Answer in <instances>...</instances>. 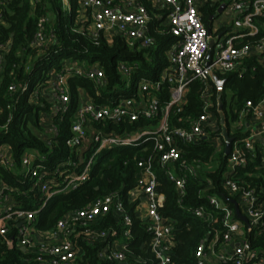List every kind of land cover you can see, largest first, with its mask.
<instances>
[{"label":"built area","instance_id":"obj_1","mask_svg":"<svg viewBox=\"0 0 264 264\" xmlns=\"http://www.w3.org/2000/svg\"><path fill=\"white\" fill-rule=\"evenodd\" d=\"M63 2L65 4L67 0ZM207 4L215 10L209 14V23L205 24L201 9ZM221 5L224 7L218 13ZM151 6L165 9L164 28L160 33L173 38L165 52L167 65L164 70L152 73L151 77L142 76L133 85L132 71L137 66L118 63L125 85L129 82V89L121 91L128 96H119L116 100L108 98L95 104L85 93L86 97L78 102L74 112L70 136L64 142L74 151L67 162L57 164L49 172L44 165V156L33 152L22 156V173L40 193L34 208L16 204L10 194L11 188L0 183V244L7 249L18 248L29 255V264H74L82 253L80 239L88 244L100 242L99 260L107 264H130L128 242L132 238L133 221L119 193L96 198L86 208L67 213L49 232L33 228L35 216L45 209L53 195L69 188L74 190L88 180L95 156L104 151L133 147L146 151L148 141L152 144V154L136 162V183L127 192L126 201L136 202L135 216L142 220L146 218V230L151 235L148 248L155 264H171L169 252L172 247L171 223L159 212L164 205V195L159 190L155 166L174 186L178 204L185 197L189 178L205 179L203 193L211 187L207 177L212 171L211 165L183 155L185 148L204 142H209L216 154L222 149L224 153L223 127L219 128L214 109L220 114L221 121L220 96L225 83L217 85L215 79L225 80L227 75L241 76L247 69L253 70V64L245 67L249 60L264 66V0H151ZM80 7L90 17L87 30L92 38L100 34L106 39L120 37L138 51L155 50V45L159 47L158 41L151 36V17L136 0H81ZM223 13L231 17L229 29L215 20ZM47 20L46 16H41L37 22L33 45L38 49H42L48 40L44 34ZM210 42H214V46L208 60ZM64 63L59 71L52 69L49 80L40 88L49 104L51 119L69 110L72 98L68 80L72 76L84 77L96 88L106 84L104 73L97 65L82 67ZM192 83L199 84L201 112L196 117H180L174 122L173 117L183 111L186 93ZM164 87L167 88L165 97ZM26 90L27 86L22 92ZM51 121V136H57L58 131ZM107 123L118 127L125 123L137 125L131 130L124 126L118 134L113 130L104 131ZM251 124L256 125L255 129H250ZM231 129L249 131V135L242 140L231 137L230 153L224 154L227 162L221 185L246 222L237 218L233 204L230 208L217 195H203L202 198L219 211L220 216L219 219L214 217L201 205L192 210L197 218L218 222L217 228L212 229V237L202 239L196 247V264H264V249L253 247L249 239L256 228L264 226V200L254 188H247L234 179L237 170L245 167L248 152L254 156L260 149V162L264 167V97L255 105L246 102ZM46 142L49 146L48 140ZM77 153L85 155L86 160L78 162ZM0 165L13 167L10 153L3 148L0 149ZM110 213L116 225L95 227Z\"/></svg>","mask_w":264,"mask_h":264},{"label":"trees","instance_id":"obj_2","mask_svg":"<svg viewBox=\"0 0 264 264\" xmlns=\"http://www.w3.org/2000/svg\"><path fill=\"white\" fill-rule=\"evenodd\" d=\"M80 2L81 0H67L66 6L63 0H0V149L7 148L13 162V167L0 165V183L10 187V194L16 204L26 208L32 209L36 206L40 193L33 187L28 177L18 173L21 169V158L26 152L34 151L45 157L44 165L51 172L54 166L67 162V159L72 157L74 151L67 148L64 142L70 136L69 127L79 102V91L81 93L84 91L95 104H101L108 98L116 100L119 96H128L123 91L117 93L119 88L123 89L125 86V78L117 68L118 63H127L133 68L134 65L137 66L132 71L133 85L142 76L151 77L152 73L147 72L151 63L157 65L153 74H157L167 65L165 52L173 38L160 33L164 28L165 9H154L151 0H136L147 9L151 17L149 22L151 36L159 43L156 50L138 51L120 37L106 39L100 34L94 39L88 35L87 26L91 20H80ZM214 10L215 7L208 4L201 9L205 24L209 14ZM41 16L48 18L44 24V34L48 40L42 49H38L33 45V41ZM87 16L90 18L88 12ZM65 60L72 63L82 62L88 66L97 65L104 73L106 84L96 88L84 77L69 78L71 105L66 113L53 117L51 122L58 132L57 136H50L48 146L47 142L39 139L32 129H40V112L49 114V104L44 99L39 101L33 92H40L41 85L48 79V71L50 69L59 71ZM252 64L254 69H247L241 76L231 74L225 77L224 91L220 96V113L224 118V126H221L220 114L214 109L219 128L225 127L229 136L235 140L244 139L249 135V131L232 130L231 123L236 120L246 102L250 101L255 105L264 97V66L249 60L245 67ZM11 86L15 88L13 91L9 89ZM25 86L28 90L22 92ZM198 90V83L189 86L183 111L173 117L174 122L180 117L199 115L201 101ZM97 92L100 94L97 95ZM166 92L167 88L164 87V97ZM136 125L125 123L118 127L107 123L104 131L113 130L119 134L124 126L131 130ZM98 126L101 128V125ZM147 145L146 151H142L141 147L104 151L103 161L91 170L88 180L74 190L53 195L45 209L37 213L33 223L34 230L49 232L67 213L86 208L96 198L119 193L125 200V207L133 221L130 228L132 238L128 242L129 263L155 264L148 248L151 235L146 230V222L135 216L136 202L126 201L127 192L136 183V162L152 154L151 142L148 141ZM183 156L197 158L211 165L212 171L207 175L211 187L203 193L207 183L205 179L189 178L185 197L182 203L178 204L174 186L155 166L159 190L164 195V205L159 212L163 219L171 223L172 247L169 252L171 264H196L194 258L196 247L202 239L212 237V229L217 228L218 222L197 218L192 210L201 205L219 219V211L212 208L202 198L203 195H217L230 208H233V205L221 185V175L227 162L223 149L216 154L211 144L204 142L185 148ZM260 158V149L254 156L248 152L245 167L237 170L234 179L247 188H254L264 200V167L261 166ZM111 225L116 224L110 213L95 227L105 228ZM249 239L253 247L264 249V226L256 228ZM79 243L82 253L74 264H107L97 257V252L101 248L100 242L88 244L80 239ZM29 258V255L18 248L7 249L0 244V264H29Z\"/></svg>","mask_w":264,"mask_h":264},{"label":"rangeland","instance_id":"obj_3","mask_svg":"<svg viewBox=\"0 0 264 264\" xmlns=\"http://www.w3.org/2000/svg\"><path fill=\"white\" fill-rule=\"evenodd\" d=\"M65 4H66V6H67V2H65ZM86 19H90V18H88V16H86V14H85V16L83 17V18H81L80 20H86ZM215 20L217 21V22H219L220 24H221V26L222 27H225V28H227V29H229V28H231V26H232V23H231V17H227V16H225V14L223 13V14H221V15H218L216 18H215ZM156 48H157V45H155V46H153V49H155L156 50ZM71 61L70 60H65V65L66 66H69V65H71ZM75 64H76V66H82V67H86V66H88V65H86V64H83L82 62H80V63H78V62H74ZM63 64V65H64ZM157 68V65L155 64V63H151L150 64V67H148L147 68V72L148 73H153V71L155 70ZM162 70H164V67H162ZM48 78H49V75H48ZM49 80V79H48ZM129 82L127 81L126 82V85L123 87V89L122 88H119V91H121V90H128L129 89ZM36 92V91H35ZM120 93V92H119ZM44 94V91H42L41 90V92L39 93V91L37 92V93H33V95H35L36 96V98H38V100L40 101L41 99H44L45 98V96L43 95ZM82 99H84V97H83V95H82V93H81V91H79V93H78V100H79V102L82 100ZM45 100V99H44ZM45 103H47L46 101H44ZM39 117H40V123H39V125H40V129L39 130H35V129H32V131L37 135V137L39 138V139H41L42 141H44V142H46L47 140H49V138H50V136H51V130L48 132V128H47V126L50 124L49 122L52 120L50 117H49V115H48V113L46 114V113H43V112H40V115H39ZM46 120V123L44 122ZM231 125H233V123H231ZM255 127H256V125H254V124H251V126H250V129H255ZM85 149V146H83L82 147V150H84ZM31 152H33L34 154H37L36 152H34V151H31ZM86 160V156L85 155H81V154H79V153H77V161L78 162H83V161H85ZM101 161H103V157H102V154H99V155H97V156H95V158H94V160H93V165H92V169L95 167V165L98 163V162H101ZM23 172V168H21L20 170H19V172L18 173H22ZM60 173H62V172H60ZM62 180H60V182H61ZM66 192H68V191H70V188L69 189H67V190H65ZM64 191V192H65ZM241 210H242V208H241ZM243 211V210H242Z\"/></svg>","mask_w":264,"mask_h":264},{"label":"water","instance_id":"obj_4","mask_svg":"<svg viewBox=\"0 0 264 264\" xmlns=\"http://www.w3.org/2000/svg\"><path fill=\"white\" fill-rule=\"evenodd\" d=\"M224 5H221L218 9V13H220L223 9ZM212 19V18H211ZM210 19V20H211ZM214 46V42H210L209 44V51L207 54V59L209 60L212 54V49ZM215 83L217 85H223L225 83V80H219L218 78L215 79ZM221 123L224 124V118L222 117ZM223 140H224V154L227 156L230 153L231 145H232V138L229 136L228 131L225 127H223ZM234 205L235 213L238 219L242 220L243 222H246V219L240 215L239 210L237 208V205L235 204L234 201L231 202ZM143 221H146V218L143 219Z\"/></svg>","mask_w":264,"mask_h":264},{"label":"crops","instance_id":"obj_5","mask_svg":"<svg viewBox=\"0 0 264 264\" xmlns=\"http://www.w3.org/2000/svg\"><path fill=\"white\" fill-rule=\"evenodd\" d=\"M85 14H86L85 12H83L82 10H80V17H79V18H80V19L83 18V17L85 16ZM73 64L76 65L74 62H73ZM51 71H52V69H50V70L48 71V75H49V76L51 75V73H53V72H51ZM82 95H83L84 98L86 97V94H85L84 91L82 92ZM44 122L46 123V120H45ZM49 123H50V122H49ZM46 124H47V123H46ZM47 128L49 129V130H48V132H49V131H50L49 125L47 126ZM3 151H5V152H7V153L9 154V151H8L7 148H3Z\"/></svg>","mask_w":264,"mask_h":264},{"label":"flooded vegetation","instance_id":"obj_6","mask_svg":"<svg viewBox=\"0 0 264 264\" xmlns=\"http://www.w3.org/2000/svg\"><path fill=\"white\" fill-rule=\"evenodd\" d=\"M208 23H209V21L207 20V21H206V24H208Z\"/></svg>","mask_w":264,"mask_h":264}]
</instances>
